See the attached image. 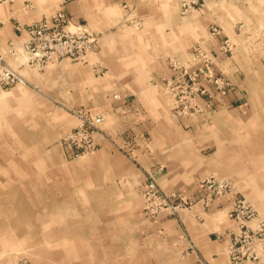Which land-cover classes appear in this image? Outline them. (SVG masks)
Returning <instances> with one entry per match:
<instances>
[{
  "label": "crops",
  "instance_id": "obj_1",
  "mask_svg": "<svg viewBox=\"0 0 264 264\" xmlns=\"http://www.w3.org/2000/svg\"><path fill=\"white\" fill-rule=\"evenodd\" d=\"M26 1L32 2V10L24 7ZM181 1H70L67 16L98 35V45L86 62L63 61L49 65L44 72L27 65L28 55L20 46L26 36L17 26L51 16L59 10L61 0H15L0 6V48L6 52L10 44L18 46L16 58L7 54L6 60L34 88L19 85L0 94V155L38 156L42 162L47 158L42 157L43 152L48 151L47 160L55 161L38 165L42 172L38 177L33 173L31 182L19 183L23 191L15 192L16 203L25 205L18 208L9 209L2 203L7 197L0 180V264L12 262L15 251L8 246L23 248L27 243L26 236L16 234L14 227L30 229L28 223L34 219L101 220L106 225L101 232H94V240L90 232L50 231L49 236L58 242L55 249H49L48 255L39 254L47 243L39 238L36 244L40 247L24 258L27 264H42L43 258H48L49 264H231L227 246L239 230L231 217L234 191L213 200L209 207L199 200L189 211L160 214L152 222L146 220L141 208L139 193L147 188L146 172L156 165L165 169L157 178L160 188L191 196L206 193L199 185L201 179L229 177V164L240 169L243 164L242 171L264 174L263 156L257 160L259 170H249L239 158L248 153H238L233 147L240 139L245 143L242 149L249 150L248 136L255 131L251 127L264 128V54L257 44L232 29L235 19L245 18L249 10L231 0H209L204 10L193 9L182 16ZM259 5L264 12V0ZM212 23L218 24L222 33L209 40L206 48L214 68L223 72L232 86L226 96L214 99L205 116L191 123L173 114L164 78L171 74L169 60L186 63L192 59L193 45L205 37ZM225 39L233 44L231 53L219 49ZM79 108L103 115L104 137L94 156L75 164L71 161L76 158H71V151L59 141L78 124L65 110ZM145 134L152 139L150 151L133 147L134 160L112 144L116 138L141 141ZM258 139L264 142V136ZM15 165L13 169L21 173V165ZM23 172L28 176L31 170L27 167ZM44 173L56 181L45 183L48 177L43 178ZM15 186L18 184L12 188ZM248 198L256 202L252 194ZM79 204L87 207L75 209ZM41 210L49 217L41 216ZM96 210H101V217ZM15 217L17 224L23 223L22 228L8 222ZM263 219L261 215L249 225Z\"/></svg>",
  "mask_w": 264,
  "mask_h": 264
},
{
  "label": "built area",
  "instance_id": "obj_2",
  "mask_svg": "<svg viewBox=\"0 0 264 264\" xmlns=\"http://www.w3.org/2000/svg\"><path fill=\"white\" fill-rule=\"evenodd\" d=\"M7 1L0 0V3ZM68 1L70 0H61V5ZM186 1L181 2L183 14L204 0H189L192 4ZM18 31L26 36L20 46L28 55L27 65L39 72L45 71L51 64L63 61L86 62L87 55L95 51L99 39L87 26L73 23L63 9L58 10L50 18L19 26ZM212 32V35L220 33L217 28H213ZM17 50L18 46L13 44H10L6 52L0 48V93L25 83L24 78L6 60L7 54L16 58ZM192 55V59L187 63L177 59L169 60L171 74L164 78V86L173 98L174 110L179 117L195 115L198 119L216 97H224L230 92L232 84L225 76L217 73L211 57L201 45L193 48ZM20 63L18 61L21 66ZM71 111L79 124L61 139L60 145L69 149L71 158L76 159L97 152L101 147V138L104 137L103 115L87 108ZM161 173L162 168L146 172L148 185L142 192L144 211L152 216L177 214L179 209L187 208L188 201L186 196L180 193H166L160 188L157 178ZM208 181V183L204 181L206 193L199 197L207 206L212 200L233 192L228 181ZM256 216V210L245 198L234 196L231 217L238 223L239 230L227 246L231 264L247 262L264 264V222L249 225ZM15 264L27 263L20 261Z\"/></svg>",
  "mask_w": 264,
  "mask_h": 264
},
{
  "label": "rangeland",
  "instance_id": "obj_3",
  "mask_svg": "<svg viewBox=\"0 0 264 264\" xmlns=\"http://www.w3.org/2000/svg\"><path fill=\"white\" fill-rule=\"evenodd\" d=\"M14 1L15 0H8L7 2H14ZM70 1H72V0H70ZM70 1H68L65 5L62 4L60 6L59 10L63 9L66 12V6ZM190 1H192V0H190ZM190 1L187 0L186 2L192 4ZM208 1L209 0L201 1L200 5H194V7L192 9H190L189 11H192L193 9L204 10ZM259 1L260 0H231V3L240 5L241 9L244 6V7H246V9L249 10V12L247 10H245L248 12V13H245L246 14V17L244 16L245 18L235 19V21L233 22V25H232V29L235 31V33L237 35L244 37L245 39H248V42H251L255 45L257 44V46H259L258 49H260L261 52L264 54V12H263V8L260 7V5L263 6V4L259 5ZM7 2H4V3H7ZM2 4L3 3L1 2L0 6ZM24 7L28 8V10H30V9L32 10L34 8L32 2H30V1H26L24 4ZM56 12L51 14V16H53ZM188 12H186L185 14L181 13V15L184 16ZM51 16H48L45 18H50ZM45 18H43L42 20H44ZM37 22H39V21H37ZM82 25H85V24H82ZM18 27L19 26H17V31H18ZM213 28H217L220 31V33H218L216 35H212L213 34V32H212ZM135 30L137 31V29H135ZM221 33H222V30L218 24H216V23L210 24L208 26L207 34L205 35V37L203 36V38H201V40H198L193 45V48L197 45H201L202 48L210 56V54L206 48L207 42L209 40H213L214 38L220 36ZM229 45H231V46L229 47ZM257 46L255 47L256 49H257ZM193 48H192V50H193ZM252 48H253V50H255L254 47H252ZM219 49L222 53H225V54L231 53L233 51V44L230 41V39L222 40V43L220 44ZM212 62H213V66H214L213 59H212ZM217 73L219 75L225 76L223 72L218 71ZM20 85H24L21 87L30 88L31 90L34 89L32 87V85H30L28 83H24V84L22 83ZM18 87H20V86L18 85ZM4 92H6V91H4ZM2 93L3 92H1L0 94H2ZM172 107H173V109H172L173 114L180 120L181 119H187L188 121L193 123V121H195V120L198 121V119H199V118L197 119V116H195V115L192 117H179L174 110L173 98H172ZM65 111L67 113H69L70 115L75 116V114H73L72 111H70V110H65ZM205 113H207V112H205ZM205 113L203 115H201V117L205 116L206 115ZM78 124H79V122H78ZM260 127H261L260 129L257 127H251V129L255 128V131H251L250 136H248L249 137V143L247 144L246 148H249V150L242 149V146H244L245 143L242 142L240 139L236 143L233 144L235 151H237L238 153H240V151H238V150H244L243 152L245 154L248 153V156H243V157L239 156V158L241 160V163H244L245 165L247 164L246 167L249 170H253V169L259 170V166L257 163L258 157L259 156L264 157V146H263L264 142H262L258 139L259 137L264 136V128H263V126H260ZM243 137L245 139L246 136H243ZM60 141H61V139H60ZM60 141H59V143H60ZM151 143H152L151 137L149 135H146V134H145V136L144 135L141 136V141L138 140V141L133 142V143H130V140H128L127 138H125V140H121L120 138H116V139H114V141H112V144L115 146V149L117 151L121 152L122 154H124L130 160L136 159L135 157L132 156L133 147H134V149H141V146H142L143 149H147L148 151H150ZM0 152H3V151H1V148H0ZM10 152H12V151H10ZM43 153L47 154L48 151H45ZM96 153L97 152H95L93 154H89V155L86 154V155H83L77 159L74 158L75 160L71 161V163L76 164V163L82 162L84 159L90 158L91 156H94ZM46 154H43L44 156H42V157L48 158V156H46ZM47 158H45L46 159L45 161L40 162L39 161L40 158H38V156H5V155H0V171H1L0 176L2 177L0 180L4 183V188L2 189V192L7 197L6 199L5 198L2 199V203L5 206H7L9 209H11V208H18L21 205H25L23 203H21V204L16 203L18 200L17 199L18 196L15 195V192L23 191L22 189L19 188V183L25 182V180L31 182L34 179L35 175H37V177H38L42 173V172H40L38 165H44V164L46 165L48 163L49 164L55 163V161H51L49 159L47 160ZM12 162H13V164H12ZM15 164L21 165L20 166L22 168L21 173L19 172L18 169L16 171L13 169V166H16ZM27 167L31 170V173L28 176H25L23 169L27 170ZM156 167L162 168L161 174L165 173V169L163 168V165H156L154 170L157 169ZM242 167H244L243 164H242ZM242 167L240 169V168H237L236 166H233L232 164H229V166L227 167V170L230 174L229 177L228 176H213V175L207 176V177L201 179L199 185L201 186V188H204V186L206 185L204 183V181L207 182L208 180L228 181L232 185V188H233L232 191H234V193H236L238 197L241 196L247 200V198H248V197L246 198L247 193H249V194L251 193L252 196L256 199V201L258 200L257 202L260 203V205L263 207V210H264V174L261 172H250V171L247 172L245 170L242 171ZM33 173H36V174L33 175ZM42 177L43 178L48 177V180L45 178V183H47V184L49 183L50 179H53V176L51 178V175H49L48 173H44V175H42ZM58 177H60V176H58ZM54 181H56V180L53 179L52 182H54ZM14 184H18V186H15V188H12V185H14ZM48 190L45 192H49ZM58 192H60V191H58ZM165 192L166 193H171V192L179 193L177 191H171V192L165 191ZM139 194H140V199H141L142 212L145 214L146 220L148 222L154 221L160 214L158 216L157 215H155V216L148 215L144 211V202H143L144 199L142 196V192ZM55 195H57V194H55ZM182 195L186 196V200L188 201L189 205L186 206L187 208H184L188 211L192 209V207L197 203V201H199V197H200V196H191V195H184V194H182ZM20 196H23V195H20ZM56 197H57V201H60V197H61L60 193ZM61 199H65V198L63 197ZM248 199L250 200V202L248 200H247V202L256 210V208L252 205L253 204L252 200L250 198H248ZM32 201H33V198H32ZM210 204H211V202H210ZM210 204H208V207ZM84 206H85V204H79V207L75 206V209H79V208L83 209L82 207H84ZM85 207H87V206H85ZM31 210H32V207H31ZM95 212L98 213L99 216L101 217V210H96ZM256 212H257L256 218L261 219V215L259 214V212L257 210H256ZM168 214L172 215L171 213H168ZM11 215L14 216L12 213H11ZM41 216L49 217V215H47L44 210H41ZM5 217L6 216L3 215L2 219L6 220ZM17 219H18L17 217L11 218L8 222L10 223V225L12 227H14L16 225V226H19L22 228L23 223L20 222L19 224H17L18 223ZM263 221H264V219H263ZM8 222H6L4 224H7ZM28 225H29L30 229H28V228L20 229L19 228L17 230V228L14 227V231L16 234H24L27 238L26 239L27 243L23 246V248H21V247L17 248V246L13 247V246H8V245H3V246L11 247V250L15 251V253L13 254L14 256L11 257L13 259H11L12 262L10 264L17 263L21 258H23V261L25 260V262H27L26 261L27 259H24V258H28L33 252H35L36 249H38L37 247H40V245L37 246L36 241L41 237L45 238V241H47V243L40 247V248H43L44 250L41 253L39 252V254H47V255L50 254L49 249H51L52 247H54V249H55V244L58 243L56 240L52 239L53 236L52 237L49 236L50 231H53L56 229V231L58 230L57 232H72V231L73 232H84V231L90 232V238L94 240V238H93V235L95 234L94 232H101V229H104L106 224L103 221L101 222V220L95 221V222H90V221L89 222H86V221H73V222H71V221H66V220H59V221L54 220L52 222H49V221L43 222V220L39 221L37 219L36 220L34 219V220H31L28 223ZM45 225H47V226H45ZM33 226H34V228H33ZM19 230H23L24 232H17ZM67 235H68V233L64 234L63 237L65 238V237H67ZM58 239H59V237H58ZM62 251H63V256H64V250H62ZM47 260H48L47 258H43L42 261H45V262H41V263L42 264H49Z\"/></svg>",
  "mask_w": 264,
  "mask_h": 264
},
{
  "label": "bare ground",
  "instance_id": "obj_4",
  "mask_svg": "<svg viewBox=\"0 0 264 264\" xmlns=\"http://www.w3.org/2000/svg\"><path fill=\"white\" fill-rule=\"evenodd\" d=\"M2 94H4V92L2 93ZM259 162V161H258ZM256 164V163H255ZM259 165V164H258ZM263 179V178H262ZM172 193V192H171ZM251 194V193H250ZM250 194H247V196L249 197L250 196ZM259 195V194H258ZM260 198V197H259ZM262 200V199H261ZM258 201V200H257ZM255 202V203H253V205L256 207V209L257 210H259L260 211V213H261V215L264 217V212L262 211V206L260 205V203H258V202ZM181 209H184V208H181ZM180 210V209H179ZM9 229V228H8ZM16 230V229H15ZM18 230V229H17ZM56 230V229H55ZM58 231V230H57ZM11 232V231H10ZM14 232V231H13ZM73 232V231H72ZM7 233V232H6ZM5 234V233H4ZM46 234V233H45ZM48 235V234H47ZM48 238V237H47ZM11 240V239H10ZM10 242V241H9ZM15 244V243H14ZM99 244V243H98ZM97 244V245H98ZM84 244H82V246H83ZM96 245V244H95ZM51 247V246H50ZM62 250V249H61ZM101 250V249H100ZM79 251V250H78ZM79 253V252H78ZM100 253V252H99ZM81 254V253H80ZM102 255V254H101ZM100 255V256H101ZM105 257V256H104ZM34 258V257H33ZM60 258V257H59ZM88 258V257H87ZM99 258H101V257H99ZM37 259V258H36ZM48 259V258H47ZM104 259V258H103ZM35 261V260H34ZM48 261V260H47ZM83 261V260H82ZM86 261V260H85ZM37 264V263H36ZM77 264V263H76Z\"/></svg>",
  "mask_w": 264,
  "mask_h": 264
}]
</instances>
